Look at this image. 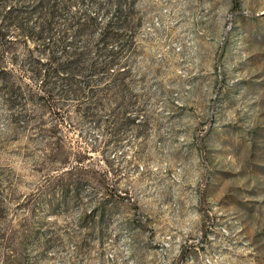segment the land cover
Here are the masks:
<instances>
[{"label": "rangeland", "instance_id": "rangeland-1", "mask_svg": "<svg viewBox=\"0 0 264 264\" xmlns=\"http://www.w3.org/2000/svg\"><path fill=\"white\" fill-rule=\"evenodd\" d=\"M132 14L127 87L93 118L83 91L47 105L0 30V264H264V0Z\"/></svg>", "mask_w": 264, "mask_h": 264}, {"label": "trees", "instance_id": "trees-1", "mask_svg": "<svg viewBox=\"0 0 264 264\" xmlns=\"http://www.w3.org/2000/svg\"><path fill=\"white\" fill-rule=\"evenodd\" d=\"M132 3L133 0H13V5L3 4L0 30L14 31L18 40L33 46L26 51L22 67L17 66V74L30 75L47 105H51L55 90L59 95L83 91V113L95 117L91 110L103 103L89 98L100 91L119 92L127 87L123 79L129 73L126 56L131 39L123 38V34L138 24L132 17ZM82 5V11H72ZM103 15L106 21L102 23L99 17ZM12 38L7 41L12 42ZM15 60L11 57L10 65L16 64ZM10 67L0 65V94L6 103L15 89ZM75 77L83 79V86L69 85Z\"/></svg>", "mask_w": 264, "mask_h": 264}]
</instances>
